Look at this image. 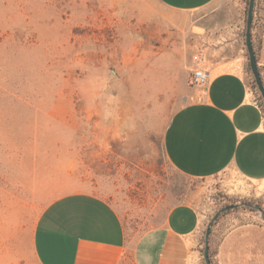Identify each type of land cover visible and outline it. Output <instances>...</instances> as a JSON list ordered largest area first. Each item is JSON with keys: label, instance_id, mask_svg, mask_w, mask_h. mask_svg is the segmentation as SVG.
<instances>
[{"label": "rangeland", "instance_id": "374dc122", "mask_svg": "<svg viewBox=\"0 0 264 264\" xmlns=\"http://www.w3.org/2000/svg\"><path fill=\"white\" fill-rule=\"evenodd\" d=\"M247 9L248 0L191 13L156 0H0V264H36L35 222L72 192L106 198L130 238L176 204L194 205L208 226L227 205L254 201L219 179L184 176L163 148L168 121L195 87L201 29L220 34L241 21L245 34ZM254 28L261 44L264 0H256ZM237 211L251 212L228 214ZM212 235L211 259L221 264ZM204 249L205 239L198 264ZM225 264H264V248Z\"/></svg>", "mask_w": 264, "mask_h": 264}, {"label": "crops", "instance_id": "0c3cea01", "mask_svg": "<svg viewBox=\"0 0 264 264\" xmlns=\"http://www.w3.org/2000/svg\"><path fill=\"white\" fill-rule=\"evenodd\" d=\"M173 12L191 13L217 0H156ZM199 34L197 51L209 72L206 87H193L163 133L170 164L189 178L220 180L239 198L264 200V110L252 88L241 21L221 32ZM256 41V30L253 29ZM264 69V41L257 43ZM196 66V63H195ZM238 197V196H236ZM251 212L228 214L213 235L217 258L235 262L243 249L264 248V225ZM206 216L189 203L171 207L160 223L130 238L117 209L94 193L57 197L38 216L31 237L36 264H198Z\"/></svg>", "mask_w": 264, "mask_h": 264}, {"label": "water", "instance_id": "95a60500", "mask_svg": "<svg viewBox=\"0 0 264 264\" xmlns=\"http://www.w3.org/2000/svg\"><path fill=\"white\" fill-rule=\"evenodd\" d=\"M255 6H256V0H249L248 13H247V19H246L245 41H246V48H247V52L249 56V64H250L251 72L255 78L256 85L264 101V81H263L262 74L260 71L257 54L253 46V22H254ZM239 206L240 204H233V205H229V206L222 208L220 211H218L215 214L212 221L207 226L206 234H205V249H204V258H205L206 264H212L211 257H210L209 238H210V233H211V227L214 221L221 213L225 211L237 209Z\"/></svg>", "mask_w": 264, "mask_h": 264}, {"label": "trees", "instance_id": "16d2710c", "mask_svg": "<svg viewBox=\"0 0 264 264\" xmlns=\"http://www.w3.org/2000/svg\"><path fill=\"white\" fill-rule=\"evenodd\" d=\"M248 5H249V0H248ZM247 11H248V9H247ZM253 29H254V22H253ZM245 32H246V29H245ZM244 36H245V34H244ZM254 36V35H253ZM253 46H254V49H255V52H256V54H257V44H256V41L254 40V38H253ZM257 59H258V56H257ZM249 70H251V68H249ZM260 71H261V74H262V69L260 68ZM254 82H255V84H256V81H255V78H254ZM255 88H257L258 89V87H257V85L255 86ZM259 91V90H258ZM258 100H259V103H260V105L262 106V108H263V110H264V101H263V98H262V96H261V94L259 93V95H258ZM227 206H229V205H227ZM244 208V209H246V210H249V211H251V212H260L261 214H262V216H263V218H264V203L261 201V200H259V201H253V202H251V201H247V200H245V201H242L241 202V204H240V206L238 207V208ZM233 210H235V209H233ZM232 210H229V211H225V212H223V213H221L217 218H216V220L214 221V223H213V225H212V227H211V233H210V236L212 235V230H213V227L216 225V223L221 219V217L223 216V215H226V214H228V213H230ZM209 245H210V238H209ZM210 257L212 258V253H211V245H210ZM211 261H212V259H211ZM212 264H213V262H212Z\"/></svg>", "mask_w": 264, "mask_h": 264}, {"label": "built area", "instance_id": "2783aa9c", "mask_svg": "<svg viewBox=\"0 0 264 264\" xmlns=\"http://www.w3.org/2000/svg\"><path fill=\"white\" fill-rule=\"evenodd\" d=\"M203 61L204 55L202 52H199L195 56L196 67L192 70L190 78L191 85L199 88L206 87L210 78L209 72L202 67Z\"/></svg>", "mask_w": 264, "mask_h": 264}]
</instances>
